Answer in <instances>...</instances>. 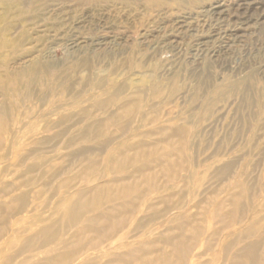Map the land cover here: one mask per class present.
I'll list each match as a JSON object with an SVG mask.
<instances>
[{
    "label": "rangeland",
    "instance_id": "obj_1",
    "mask_svg": "<svg viewBox=\"0 0 264 264\" xmlns=\"http://www.w3.org/2000/svg\"><path fill=\"white\" fill-rule=\"evenodd\" d=\"M0 264H264V0H0Z\"/></svg>",
    "mask_w": 264,
    "mask_h": 264
}]
</instances>
